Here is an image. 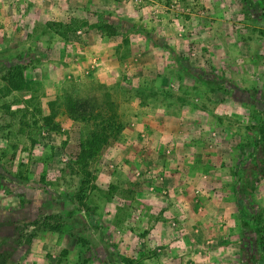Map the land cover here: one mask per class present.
Listing matches in <instances>:
<instances>
[{"label":"rangeland","instance_id":"obj_1","mask_svg":"<svg viewBox=\"0 0 264 264\" xmlns=\"http://www.w3.org/2000/svg\"><path fill=\"white\" fill-rule=\"evenodd\" d=\"M263 195L264 0H0V264H264Z\"/></svg>","mask_w":264,"mask_h":264},{"label":"trees","instance_id":"obj_2","mask_svg":"<svg viewBox=\"0 0 264 264\" xmlns=\"http://www.w3.org/2000/svg\"><path fill=\"white\" fill-rule=\"evenodd\" d=\"M100 28L102 29H109L112 30L114 28L122 29V24L119 22H111L109 20H106V22L99 24ZM41 40V39H38ZM36 41V45L40 41ZM29 51L25 52L27 55L28 61L23 60V57H19L18 60H13L10 61L7 64L6 69L4 70V73L1 77L3 81V90L6 92L11 91V90H29L30 89V83L28 82L26 76H25V71L29 67V63L33 60L30 58V55H39V58H36V60L44 61L47 58V54L49 50L45 48L42 53H38L36 46L34 45L33 49L32 46L28 48ZM29 56V58H28ZM100 116V115H99ZM101 120L105 123L104 125L101 123H94L95 128L92 130L91 134L89 137H87L83 142L81 146V150L79 153V158L83 162H87L88 160H92L95 155L98 153L102 145L108 140L109 137V128L112 124V120L110 116L108 117H102ZM88 210L89 216H91V212L93 211L92 208H85ZM94 214V212H93ZM258 225H260V229L258 230V234L260 236V241L263 240V237L261 236V232L264 231V222L263 221H257ZM262 237V238H261ZM261 248V247H260ZM264 251V247L262 246L261 248ZM264 262V257L262 258Z\"/></svg>","mask_w":264,"mask_h":264},{"label":"crops","instance_id":"obj_3","mask_svg":"<svg viewBox=\"0 0 264 264\" xmlns=\"http://www.w3.org/2000/svg\"><path fill=\"white\" fill-rule=\"evenodd\" d=\"M94 7V6H93ZM145 12V14H147L148 15V11H144ZM141 21H143V19L141 18ZM158 103H161V102H159V101H157ZM166 104V103H165ZM184 108V107H183ZM183 108L181 109V110H183ZM163 119V118H162ZM184 120H185V117L183 118V115H181V113L179 114V117H178V122L179 123H182L183 125L185 124L184 123ZM141 122V121H140ZM142 124H144V122L142 123ZM143 127H145V125L143 126ZM168 132H172V133H169V134H171L170 135V141H175L178 137H176V134H175V131H172V129H170V127L166 130V135H167V133ZM152 137H154V136H152ZM161 137V136H160ZM160 137L159 138H155V139H153V140H160ZM169 136L167 135V138H168ZM162 143H163V140H160ZM263 199H264V195H263ZM38 203H40V204H38V205H41L43 202H38ZM228 203H227V201H223V205H222V207H224V206H226ZM26 206V205H25ZM33 205L31 204V205H28V207H32ZM231 212H234V213H231L230 214V219H231V222H236V223H238L239 222V217L236 215V208H235V205L233 204V203H231ZM36 219V220H35ZM28 221V220H27ZM42 219H41V217L40 216H38V217H36L35 218V216H34V218H32V221H30V223H29V226L31 227L30 229L32 230V231H34V232H36V233H38V238H41L40 237V235H41V233H42V227H43V225H42ZM30 230V231H31ZM55 238H57V236H54ZM37 242H38V240L36 241V243H30V242H28L27 243V245L25 246V248L26 249H29V250H31V252H34V248L35 247H37Z\"/></svg>","mask_w":264,"mask_h":264},{"label":"built area","instance_id":"obj_4","mask_svg":"<svg viewBox=\"0 0 264 264\" xmlns=\"http://www.w3.org/2000/svg\"><path fill=\"white\" fill-rule=\"evenodd\" d=\"M134 1H137V0H134Z\"/></svg>","mask_w":264,"mask_h":264}]
</instances>
